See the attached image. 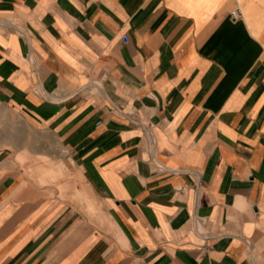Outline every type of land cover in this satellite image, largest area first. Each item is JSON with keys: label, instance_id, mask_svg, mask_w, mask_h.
Segmentation results:
<instances>
[{"label": "crops", "instance_id": "0c3cea01", "mask_svg": "<svg viewBox=\"0 0 264 264\" xmlns=\"http://www.w3.org/2000/svg\"><path fill=\"white\" fill-rule=\"evenodd\" d=\"M236 7L0 0V264H264V25Z\"/></svg>", "mask_w": 264, "mask_h": 264}, {"label": "rangeland", "instance_id": "374dc122", "mask_svg": "<svg viewBox=\"0 0 264 264\" xmlns=\"http://www.w3.org/2000/svg\"><path fill=\"white\" fill-rule=\"evenodd\" d=\"M236 1H237V7L240 8V10L242 11V16L240 18H243L244 20H246V22L251 27H254L260 24L264 25V0H236ZM6 123H7L6 116L1 115V111H0V129H2V127L5 126ZM23 123L24 122H21L20 120L15 118L14 125H15L16 140L21 139L23 136L25 137L27 136L28 139L32 141V144H33L32 146H35V147H37V144L40 140H47V141L53 142L52 138H49V137L45 138L41 134L35 131H31L28 133L21 132L23 130L21 128ZM2 136H5V134L0 132V139L2 138Z\"/></svg>", "mask_w": 264, "mask_h": 264}, {"label": "built area", "instance_id": "2783aa9c", "mask_svg": "<svg viewBox=\"0 0 264 264\" xmlns=\"http://www.w3.org/2000/svg\"><path fill=\"white\" fill-rule=\"evenodd\" d=\"M232 16L237 19V18H240L242 16V11L240 10V8H235L233 11H232ZM123 40L124 41H127V37L126 36H123Z\"/></svg>", "mask_w": 264, "mask_h": 264}]
</instances>
